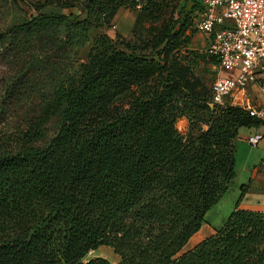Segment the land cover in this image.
<instances>
[{
  "label": "trees",
  "instance_id": "obj_1",
  "mask_svg": "<svg viewBox=\"0 0 264 264\" xmlns=\"http://www.w3.org/2000/svg\"><path fill=\"white\" fill-rule=\"evenodd\" d=\"M134 2L80 0L77 13L37 12L0 29V58L13 70L6 95L33 64L55 66L92 27ZM47 5L72 3L41 0L35 9ZM117 40L93 36L85 59L58 73L20 143L0 153V264H264V210L237 207L243 185L220 225L178 253L235 174L238 126L260 121L209 97L192 107L173 93L159 55ZM155 72L158 83L149 84L146 74ZM112 83H135L136 93L127 107L91 118ZM45 120L53 122L47 136ZM99 245L119 260H80Z\"/></svg>",
  "mask_w": 264,
  "mask_h": 264
},
{
  "label": "rangeland",
  "instance_id": "obj_2",
  "mask_svg": "<svg viewBox=\"0 0 264 264\" xmlns=\"http://www.w3.org/2000/svg\"><path fill=\"white\" fill-rule=\"evenodd\" d=\"M37 1L41 0H0V29L37 12L74 14L79 11L80 0H68L72 6L47 5L35 9ZM116 10L108 22L92 27L88 31L87 40L74 47L73 53L62 61L59 60L55 66L33 64L23 85L9 93V96L6 95L4 85L9 79L8 74L13 70L0 58V153L13 150L20 143L22 132L27 129L26 125L40 115L48 102L58 73L73 59L84 60L91 39L98 33H105L112 39L118 38L117 41H128L140 54L153 57L159 55L160 63H164L171 71L170 87L173 93L188 100L192 107L199 104V101L195 102L196 98L204 101L208 99L209 84L219 71L206 53L205 40L193 27L195 9L190 0H151L139 10L123 6H118ZM122 20L127 23L125 27H120ZM167 38L171 39V43L166 50L163 44ZM165 72L166 68L162 74ZM146 75L149 84L157 85L159 78L156 72ZM135 88V83H129L126 87L119 83L110 84L103 90L101 100L90 108V117L112 115L115 107H127L136 93ZM46 121L40 123L43 136L49 135L52 129L53 122ZM200 124L203 126V122ZM240 126L247 127L245 124L238 127ZM244 127L239 130L237 128V136L233 142L235 174L219 199L204 213V222L210 227L219 224L231 210L238 186L247 177L246 168L253 158L256 144L252 145L245 140L247 130ZM192 240L187 241L178 253L190 248ZM97 255L103 256L110 263L119 260V256L106 245L87 251L80 260L85 261Z\"/></svg>",
  "mask_w": 264,
  "mask_h": 264
},
{
  "label": "built area",
  "instance_id": "obj_3",
  "mask_svg": "<svg viewBox=\"0 0 264 264\" xmlns=\"http://www.w3.org/2000/svg\"><path fill=\"white\" fill-rule=\"evenodd\" d=\"M139 10L146 0H134ZM193 27L206 39V53L215 60L218 74L209 84V98L230 103V95L250 87V99L234 104L264 124V0H190ZM261 95L263 100L257 98ZM263 136L253 131L245 140L254 145Z\"/></svg>",
  "mask_w": 264,
  "mask_h": 264
},
{
  "label": "crops",
  "instance_id": "obj_4",
  "mask_svg": "<svg viewBox=\"0 0 264 264\" xmlns=\"http://www.w3.org/2000/svg\"><path fill=\"white\" fill-rule=\"evenodd\" d=\"M126 25L127 23H125L124 20H122L120 27H125ZM200 34L206 42L205 36L201 32ZM251 91L256 94L255 89L251 87L245 91L237 90L233 92L232 95H230V99H231L230 103L231 104H241V101L250 99ZM256 97L263 100V97L261 95L257 94ZM240 127H244V126H240ZM240 127H238V130ZM244 128L247 130V133L253 132V131H259L263 133V136L256 143L253 158L249 162L250 164L248 165V167L246 168L247 177L238 186V193H239L240 185H243L244 189H243L242 196L237 203V207L244 208V209H251V210H264V124L258 123L255 125H248L247 127H244ZM233 206H234V203H233ZM220 223L216 225H212L214 227L213 228L212 226L211 227L208 226L207 223L203 221L200 224L199 228L190 235L188 240L193 239L192 245L195 244L200 239L211 234L214 231V229L220 225Z\"/></svg>",
  "mask_w": 264,
  "mask_h": 264
}]
</instances>
